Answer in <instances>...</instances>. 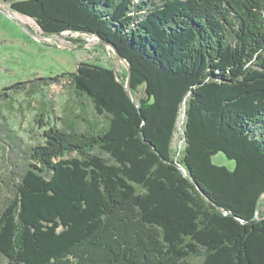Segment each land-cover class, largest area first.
I'll return each instance as SVG.
<instances>
[{
	"label": "trees",
	"instance_id": "1",
	"mask_svg": "<svg viewBox=\"0 0 264 264\" xmlns=\"http://www.w3.org/2000/svg\"><path fill=\"white\" fill-rule=\"evenodd\" d=\"M9 7L46 33L112 42L131 66L139 109L112 67L80 61L59 75L103 124L72 111L62 124L42 123L37 142L8 144L22 155L0 202L6 264H264V216L256 213L264 193V0ZM30 82L4 87L0 99ZM183 110L184 149L175 158ZM219 152L233 168L213 162Z\"/></svg>",
	"mask_w": 264,
	"mask_h": 264
},
{
	"label": "rangeland",
	"instance_id": "2",
	"mask_svg": "<svg viewBox=\"0 0 264 264\" xmlns=\"http://www.w3.org/2000/svg\"><path fill=\"white\" fill-rule=\"evenodd\" d=\"M11 1L14 0H3L0 3V91L16 82H31L23 89H7L8 96L4 100L0 99V123L6 127V130L0 132V202L10 194V187L5 182L9 181V176L14 175L11 171H17L15 166L22 155V152L16 154L11 151L8 144L12 145L15 141L23 147L37 142L44 127L42 123L54 121L62 124L60 118L73 115L72 111L83 114L90 121L103 124L104 118L96 115L91 102L80 101L75 96L70 78L59 76L62 72L75 71L79 61L85 60L113 67L121 79L126 78L123 62L97 40L75 42L73 38L77 37L71 36L43 40L34 36L26 29L41 31L33 19L26 16L23 18L22 15L12 18L2 10H9ZM68 33L77 35L75 32ZM55 76H58L57 80L52 79ZM27 90H31L32 94L27 95ZM143 95V89L140 88L136 96ZM40 108L47 111V117L38 115ZM184 120L183 110L172 144L175 158H180L184 149ZM83 123L79 120L77 126ZM14 133L20 137V141L19 138H10L14 137ZM212 159L216 164L230 169L234 167V161L227 159L222 152L215 154ZM262 201L259 209L264 216ZM0 264H6L3 257H0Z\"/></svg>",
	"mask_w": 264,
	"mask_h": 264
},
{
	"label": "water",
	"instance_id": "3",
	"mask_svg": "<svg viewBox=\"0 0 264 264\" xmlns=\"http://www.w3.org/2000/svg\"><path fill=\"white\" fill-rule=\"evenodd\" d=\"M2 1H3V0H0V3H2ZM2 10H3L7 15H9V16L12 17V18H13L14 16L20 17L21 15H22V17H23V14L11 10L10 7H9V10H4V9H2ZM17 14H19V15H17ZM24 16H26V15H24ZM27 17H29V16H27ZM23 18H25V17H23ZM29 18H31V17H29ZM31 19H32V18H31ZM34 22H35V21H34ZM38 27H39V26H38ZM39 28H40V27H39ZM26 29H27L30 33H32L34 36H36V37H38V38H40V39H43V40H51V39H53V38H56V37H62V36H71V37H77V38H73V39H78L79 41H77V42H80L81 40H86V41H95V40H97V41H99L102 45H104L105 49H107V50H111V51L113 52V54H114L119 60H121V61L123 62V64L125 65V67H126V78H125V80H124V82H123V86H124V89H125V91H126V94H127L128 97L130 98V100H131V101L133 102V104H134L135 106H137V108L139 109V106H138V104H137V102H136V100H135V97H134L133 93L131 92V73H132L131 66H130V64L128 63V61L126 60V58L120 54V52L117 50V48L115 47V45H114L112 42L107 41V40H103V39H101L99 36H97V35L94 34V33H86V32H84V33H81V34H83V35H78L79 32H75V33H77V35H72V34H69V33H68V32H70V31H61V32H59V33H46V32H44L41 28H40V30H41L40 32H36V31H34V30L28 29L27 27H26ZM70 33H71V32H70ZM79 34H80V33H79ZM75 42H76V41H75ZM81 61H85V60H81ZM79 62H80V61H79ZM87 62H88V61H87ZM78 64H79V63H78ZM77 66H78V65H77ZM112 68H113V67H112ZM113 70H114L115 74L117 75L116 70H115L114 68H113ZM157 154L159 155V158H160V159L164 160V158L162 157V155L159 154L158 151H157ZM172 163H173L176 167L181 168V170L185 173L184 168L181 166V164H180L177 160H173ZM185 175H186V174H185ZM186 177H187L189 180H191L194 184L197 185L196 181H194L193 179H191V178H190L189 176H187V175H186ZM263 198H264V193H262V194L258 197V199H257V202H256V213H257V210H258L259 207H260V203H261V201H262ZM219 209H220L222 212L226 213L225 210H223V208L219 207ZM253 219H254V220L258 219L257 214L254 216Z\"/></svg>",
	"mask_w": 264,
	"mask_h": 264
},
{
	"label": "bare ground",
	"instance_id": "4",
	"mask_svg": "<svg viewBox=\"0 0 264 264\" xmlns=\"http://www.w3.org/2000/svg\"><path fill=\"white\" fill-rule=\"evenodd\" d=\"M24 16V15H23ZM27 17V16H26ZM182 115V113H180Z\"/></svg>",
	"mask_w": 264,
	"mask_h": 264
}]
</instances>
